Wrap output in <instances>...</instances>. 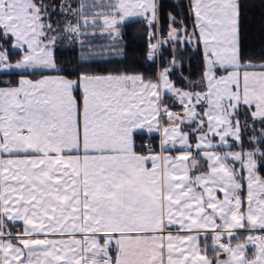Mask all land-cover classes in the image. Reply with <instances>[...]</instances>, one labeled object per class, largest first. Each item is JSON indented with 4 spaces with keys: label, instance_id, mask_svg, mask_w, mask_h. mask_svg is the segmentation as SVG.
Listing matches in <instances>:
<instances>
[{
    "label": "snow or ice",
    "instance_id": "snow-or-ice-1",
    "mask_svg": "<svg viewBox=\"0 0 264 264\" xmlns=\"http://www.w3.org/2000/svg\"><path fill=\"white\" fill-rule=\"evenodd\" d=\"M0 264H264V0H0Z\"/></svg>",
    "mask_w": 264,
    "mask_h": 264
},
{
    "label": "trees",
    "instance_id": "trees-1",
    "mask_svg": "<svg viewBox=\"0 0 264 264\" xmlns=\"http://www.w3.org/2000/svg\"><path fill=\"white\" fill-rule=\"evenodd\" d=\"M257 13V17H258ZM142 32L141 25L139 23H130L128 26V32L127 36L125 37V40L128 43V52H129V60L128 64L131 66L132 63V52L135 49L137 51V54H139L140 50L143 48V36L140 34ZM70 55V54H69ZM139 66V65H137ZM112 68H121L123 69L125 67L124 64H114L111 65ZM143 70V69H141Z\"/></svg>",
    "mask_w": 264,
    "mask_h": 264
}]
</instances>
